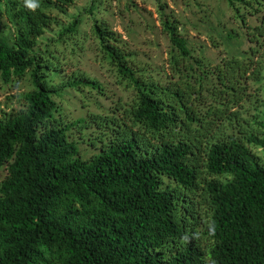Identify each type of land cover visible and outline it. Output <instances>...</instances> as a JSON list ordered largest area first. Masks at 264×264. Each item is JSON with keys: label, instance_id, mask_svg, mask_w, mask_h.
Listing matches in <instances>:
<instances>
[{"label": "trees", "instance_id": "16d2710c", "mask_svg": "<svg viewBox=\"0 0 264 264\" xmlns=\"http://www.w3.org/2000/svg\"><path fill=\"white\" fill-rule=\"evenodd\" d=\"M110 1L64 25L75 0H0V80L32 87L0 117V264H264V100L245 105L264 93V0H225L254 45L215 64L155 0L159 67L113 28ZM86 42L130 96L70 119L68 90L111 98L77 63L67 74Z\"/></svg>", "mask_w": 264, "mask_h": 264}, {"label": "rangeland", "instance_id": "374dc122", "mask_svg": "<svg viewBox=\"0 0 264 264\" xmlns=\"http://www.w3.org/2000/svg\"><path fill=\"white\" fill-rule=\"evenodd\" d=\"M91 0H75L73 7L69 8L65 15H58L62 24L67 25L72 17L83 13ZM168 4V11L176 12L182 25L181 30L189 38L190 44L196 53L205 54L212 63H218L222 57L239 53L240 50H248L254 45L245 33L243 23L233 16L225 0H163ZM111 7V12L105 17L111 21L113 28L130 43L134 51L138 53V58L142 62H148L154 67L167 64L171 40L164 32V27L155 0H132V4L127 9V2L119 3L112 0L105 4ZM110 5V6H109ZM250 24L254 26L259 22L257 17H250ZM89 27L88 21L86 26ZM229 29L237 30L240 35L239 40H233L228 45L222 41L220 33ZM58 29L49 32V38L54 37ZM212 39L217 42V47L213 45ZM238 41L240 44H238ZM239 45V47L237 46ZM90 42H86L85 48L79 55H70L73 60L67 66V74L76 70L75 63L82 71H86L92 77L98 78L104 84V90L111 97L101 98L96 91L90 92L88 89L78 92L68 90L64 94L61 103L70 119L87 116L90 112H100L99 105L104 109L112 105V101L118 98L129 99V92H125L123 87L116 82L114 72L107 65L101 66L94 60V53L89 50ZM69 61V60H68ZM257 87H253L255 91ZM32 87L30 80L25 78L22 81H14L6 86L0 80V117L14 114L25 108L23 95L29 93ZM258 97V98H257ZM264 100V93L261 96L252 98L247 102L248 107L256 104L257 100ZM86 145H83L84 149ZM91 149H88L90 152ZM8 171L6 167L0 170V183L4 180Z\"/></svg>", "mask_w": 264, "mask_h": 264}, {"label": "clouds", "instance_id": "9594fccd", "mask_svg": "<svg viewBox=\"0 0 264 264\" xmlns=\"http://www.w3.org/2000/svg\"><path fill=\"white\" fill-rule=\"evenodd\" d=\"M26 6L30 9H35L37 7V4L34 2V0H25Z\"/></svg>", "mask_w": 264, "mask_h": 264}]
</instances>
